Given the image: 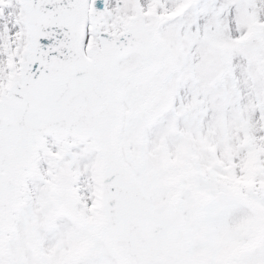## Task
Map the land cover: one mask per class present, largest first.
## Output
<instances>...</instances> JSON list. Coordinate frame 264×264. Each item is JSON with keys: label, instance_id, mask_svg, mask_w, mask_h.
<instances>
[{"label": "snow or ice", "instance_id": "obj_1", "mask_svg": "<svg viewBox=\"0 0 264 264\" xmlns=\"http://www.w3.org/2000/svg\"><path fill=\"white\" fill-rule=\"evenodd\" d=\"M0 264H264V0H0Z\"/></svg>", "mask_w": 264, "mask_h": 264}]
</instances>
